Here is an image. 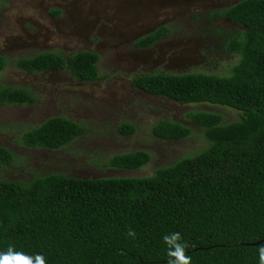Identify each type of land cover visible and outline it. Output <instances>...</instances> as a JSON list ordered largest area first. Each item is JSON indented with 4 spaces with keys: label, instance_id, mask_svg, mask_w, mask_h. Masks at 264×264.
<instances>
[{
    "label": "trees",
    "instance_id": "trees-1",
    "mask_svg": "<svg viewBox=\"0 0 264 264\" xmlns=\"http://www.w3.org/2000/svg\"><path fill=\"white\" fill-rule=\"evenodd\" d=\"M54 14H58L55 11ZM239 27H214L219 45L236 55L227 73L154 71L134 75L131 86L153 96L184 103L228 106L239 118L224 122L220 113L190 110L186 117L207 142L192 155L158 167L147 176L76 177L37 173L28 179L0 178V251L9 246L46 264H167L164 234L178 231L188 245L191 264H259L264 245V0H238L208 13ZM204 29L210 31L208 25ZM172 32L161 25L140 36L144 48ZM93 50L64 54L44 50L15 59L23 70L62 69L80 81L99 79ZM7 64L0 54V71ZM32 91L0 83V106L33 104ZM121 131L133 133L131 123ZM85 127L54 115L23 131L32 148L59 149ZM152 134L180 140L191 127L159 119ZM13 153L0 146V166ZM150 160L145 150L116 153L106 165L137 169ZM133 229L135 237H128Z\"/></svg>",
    "mask_w": 264,
    "mask_h": 264
},
{
    "label": "rangeland",
    "instance_id": "rangeland-1",
    "mask_svg": "<svg viewBox=\"0 0 264 264\" xmlns=\"http://www.w3.org/2000/svg\"><path fill=\"white\" fill-rule=\"evenodd\" d=\"M236 1L0 0V54L7 60L0 83L27 88L36 98L33 104L0 106V146L14 155L12 163L0 166V178L25 180L34 172L51 171L76 177L147 176L204 148L201 128L188 120L187 112L213 111L230 122L239 118L235 109L153 96L134 89L130 80L154 71L227 73L237 56L222 50L213 28L239 26L225 18L209 20L208 13ZM161 25L172 29L169 36L152 46H134ZM81 49L98 53L99 79L80 81L66 70L29 72L13 64L44 50L69 54ZM54 115L81 123L84 133L59 149L21 142L23 131ZM159 119L189 125L191 134L160 139L152 134ZM123 123L133 124L134 132H122ZM132 150L147 151L150 160L137 169L106 165L110 156Z\"/></svg>",
    "mask_w": 264,
    "mask_h": 264
},
{
    "label": "clouds",
    "instance_id": "clouds-1",
    "mask_svg": "<svg viewBox=\"0 0 264 264\" xmlns=\"http://www.w3.org/2000/svg\"><path fill=\"white\" fill-rule=\"evenodd\" d=\"M133 229L127 231L128 237H135ZM168 257L167 264H191V255H186L188 245L182 240L178 231L169 232L161 237ZM259 264H264V245L258 248ZM0 264H46L43 254L29 255L22 251H17L13 246H9L6 251H0Z\"/></svg>",
    "mask_w": 264,
    "mask_h": 264
},
{
    "label": "flooded vegetation",
    "instance_id": "flooded-vegetation-1",
    "mask_svg": "<svg viewBox=\"0 0 264 264\" xmlns=\"http://www.w3.org/2000/svg\"><path fill=\"white\" fill-rule=\"evenodd\" d=\"M145 48V47H144Z\"/></svg>",
    "mask_w": 264,
    "mask_h": 264
}]
</instances>
